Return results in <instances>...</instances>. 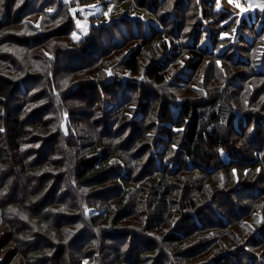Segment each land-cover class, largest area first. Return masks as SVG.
I'll return each mask as SVG.
<instances>
[{
    "label": "trees",
    "instance_id": "1",
    "mask_svg": "<svg viewBox=\"0 0 264 264\" xmlns=\"http://www.w3.org/2000/svg\"><path fill=\"white\" fill-rule=\"evenodd\" d=\"M97 1L76 0L81 5ZM148 1L151 8L161 6L159 0H136L143 8ZM203 5L224 18L212 3L204 0ZM70 6L64 0H0V264H261L264 227L256 211L264 212V117L258 115L264 110L250 114L237 101L233 81L200 98L187 93L178 112L161 92L167 81L164 62L178 61L183 52L191 55L185 61L193 74L203 66L210 73L207 55L233 56L230 64L263 78L256 40L244 37L218 56L202 50L205 40L196 38L174 46L172 56L165 57L169 44L157 40L169 16L161 11L159 17L154 10L158 27L150 24L147 35L141 19L127 13L119 23L92 29L97 33L92 50L105 44L103 56L111 57L112 49H130L118 62L133 76L145 58L148 85L120 89L118 81H103L101 67L88 68L64 86L63 80L81 67L68 64L71 70H61L59 58L84 46L71 38ZM39 14L42 31L35 23ZM263 19L264 14L257 19L263 23L255 29L258 36L264 33ZM243 22L249 31L256 27ZM127 23L138 30L130 45L120 27ZM166 25L164 33L175 34ZM105 32L112 33V43L100 41ZM198 33L205 34L200 28ZM142 36H153L154 42L141 41ZM88 51L86 56H92ZM91 75L98 79L92 81ZM184 78L179 76L176 87ZM141 91L151 104L142 101ZM105 101L117 105L105 113ZM133 104L141 106L140 118L128 115ZM233 169L240 175L237 186ZM214 176L230 181L211 190L207 182ZM202 194L210 202L202 204ZM249 221L260 235L252 231L248 241L235 246L228 229Z\"/></svg>",
    "mask_w": 264,
    "mask_h": 264
},
{
    "label": "rangeland",
    "instance_id": "2",
    "mask_svg": "<svg viewBox=\"0 0 264 264\" xmlns=\"http://www.w3.org/2000/svg\"><path fill=\"white\" fill-rule=\"evenodd\" d=\"M124 1L126 2L119 6H115L114 4L112 9H109L110 7L109 6L104 12L106 14L105 17L107 18L114 17L113 19L116 20L113 21L119 23L122 18L120 20H117L118 17L125 16V14L130 13V17L132 19L135 18L141 19L142 24H144L143 25L144 31L146 32L147 35H149L150 33L149 25L153 24L154 26H157L158 24V22L153 18L151 14L154 12V10H156L155 13L158 16L161 11L164 16H169L164 21V24L159 23L161 25L159 26L160 27L159 29L162 32L159 33V35L161 36H158V40H157L158 42H160L162 39H164L169 44L168 46L170 51L165 54V57L172 56L170 52L173 51L174 46H183L184 44H189V43L192 44L193 40L196 38H198L199 41L205 40L203 46H201V49L204 48V51L207 50L209 53L216 52L218 56H221V54L224 53L227 49H229L230 47H234V45L236 43H239V41L245 40L244 39L245 37L252 41L256 40V44H257L255 48L256 63L259 64L260 61H262L264 58V33L260 36H258L255 33L256 30L261 29L262 24H258L257 19H259V17L260 20L261 18H263L264 11L261 6L264 0H233L232 3H229V0H205V2L207 3H212L214 7L213 9H215L217 13H220L221 16L224 15V18H219V19H217L219 14L217 15L215 13L217 15L216 18L213 15H211L212 13L209 10L205 8V6L203 5L204 0H171V2L168 3L167 5H165V0H159L161 6H157V7L153 6L155 9L151 8L150 6L151 4L149 1L146 3L147 9L145 7L143 8L141 6H138L136 0H124ZM69 3L71 4L70 8L72 13L70 11V14L74 23L73 24L74 29L72 28V32H71V38L76 43H80V44L83 43L84 46L79 50L78 53L76 51H73L71 53H67L65 55L60 56L59 61L61 65L60 68L61 70L63 69L65 71L71 70L70 67H65L68 64H78L75 67H81L80 69H78V71L81 72L73 73L74 75L72 77H69L68 80H63V85L64 86L68 85L72 80L76 79L84 71H87L88 68L100 69L101 67L103 68V71L105 69L106 72V78H104L103 81H107V83L118 81L120 83V89L132 90V88L136 87L137 85L139 86L148 85L147 84L148 82L145 79V75H143L144 73L143 69L145 68V66H147L146 65L147 61L145 60V58L142 59L143 60L142 70H140L139 74L133 76V74H131L130 71L122 68L121 64L118 62V59L122 61V57L125 58L126 56H128V54L131 51L130 49L125 52L112 49L111 50L112 58L110 56H103V48L105 44L104 45L102 44L103 47H101V49L93 51L92 35H95L97 33L95 31L94 32L92 31V27L89 21L90 19L88 17L89 12L84 10L85 7L78 8L77 7L78 5L75 4L76 3L78 4L79 2H76V0H69ZM237 5H239V7H237ZM252 5H255V7H253ZM91 7H93L94 11H97L96 8L98 7L94 5H92ZM224 7L227 9H225ZM246 8L251 9V12L248 13V11L250 10H246ZM49 12L51 14H54V12L56 11L50 9ZM170 16L173 17L174 21H171ZM226 18H228V20L223 22V19ZM25 19H30V18L28 16H25ZM101 19L103 20V18ZM244 20L248 24L251 23L256 24V27H254L252 30L249 31L248 28L245 26V23L243 22ZM41 21H42V15L39 14L38 17H36L35 19V23L39 31H42ZM77 21H79V23H77ZM110 23L111 22H108L106 26H109ZM165 23H167L166 26L167 27L169 26V29H174L175 34L164 33L166 29ZM120 27L124 30L126 35L129 34V37H127L128 38L127 44L130 45L131 43H133L131 37L132 35H137V31H138L136 30L137 29L136 25L135 24L131 25V23H127L124 25H120ZM179 28H183V30L179 31L178 30ZM199 28L201 32L203 31L205 33L203 36H201V34L198 33ZM79 30L82 31V33H79ZM177 30H178V34H177ZM19 33H20L19 35H22L20 31ZM112 33L115 35V39L120 41L122 44L123 39L121 38L120 34L115 29H112ZM112 33L105 32L104 34L100 35L99 36L100 41L105 40L107 44L112 43V37H111ZM23 34H24V39H23L24 42L27 41L26 38L27 33H23ZM74 34H75V38L73 37ZM142 37L143 38L141 39V41L145 39L150 43H153L155 39L153 36H151L150 38H146L144 36ZM173 37H174V44H171L170 40ZM79 38L81 39L79 40ZM55 41L56 40H54V42ZM139 44H140L139 40L135 41L133 47L136 48ZM215 45L216 48H214ZM153 46L154 45H152V47ZM146 49H149V47L147 46ZM88 50H90L92 56H86L87 55L86 53L89 52ZM181 54L183 56H181L178 59V61L175 60L170 62H164L165 64H167L165 66V70L167 71V81L165 86L161 89V92H163L162 95L163 96L167 95L168 97L167 99L171 101L172 108L174 107L175 112L176 111L178 112V110L180 109L182 102L187 97V93L193 98H200V96L202 95L205 96L206 93L212 90L214 87L220 86L222 89L224 85L232 81H233V86L235 87L232 88V90L235 91L237 101L238 102L241 101L240 104L244 105L245 107H248L250 109V114L255 112L257 113L260 109L264 110V90H263L264 77L260 79L253 78V76L247 73L250 71L248 68L244 66L242 68L241 67L237 68V66L230 64L229 61L232 62L233 56L227 57V59L222 60L217 56L210 57L207 55L206 63L204 65L206 64L212 65V70L210 71V73L205 72L206 66H203L197 73L193 74L189 71L190 69H188V63L185 61V57L186 56L191 57V55H189V53L187 52L185 53L183 52ZM16 55L21 56L22 55L21 50H17ZM76 57L80 59L79 62H76V60L71 61L72 59H76ZM237 59H238V55H234V60L236 61ZM243 60L244 62L247 61L245 58ZM86 62L88 63V65H86ZM226 67L230 68V70L234 71L235 73L228 72ZM238 71H243V72H238ZM179 76L185 77L184 78L185 80L181 83L182 85L180 87H176L175 83L178 80ZM88 78H90L92 81L93 80L96 81L98 79V77L94 75ZM188 79H191L190 82H187ZM132 80H137V84H134ZM76 82L77 80H75L74 83ZM71 86H67L65 88L68 89ZM171 95H175L176 99H173ZM141 98L142 101H144V103L146 102H148V104L152 103L151 99L147 98L142 91H141ZM78 103L80 105V102ZM116 105H117L116 101H112V102L105 101L103 103V110L105 113L111 112L113 110L112 108H114ZM81 106L82 105H80V107ZM131 106L132 108H134L133 109L134 111L131 112V110H129L128 115L131 117V119L140 118L142 116L141 108H140L141 106L136 104H133ZM245 107L244 109H246ZM240 115L241 114H239V116ZM258 115L264 117V111L262 113L258 112ZM150 151L152 152V155H155L154 151H157V148L155 147L153 148V151L152 149ZM232 171L234 174V178L236 179L237 182L236 186H237L239 183L240 175L237 169H233ZM220 178L221 177L219 176L211 177V180L207 182V187L212 190L213 184H217V188L221 189L222 187L225 186L227 181H230V179L228 177L226 178L225 176H223V179L226 178L227 180L225 179L222 181L220 180ZM200 197L203 200L202 204L206 202L207 203L210 202L209 200L210 196L206 197L204 194H202ZM256 213L258 214V223L262 227H264V212L258 210L256 211ZM244 224L245 223L241 224V226L239 227H236V225H234L228 229V234L232 238L235 246L236 243L241 242L244 244L246 241H248L247 237L250 238L251 235L253 236L252 231H254L255 236L260 235L258 228L255 227L253 221H249L248 224L246 225ZM174 259H180V258L174 257ZM258 260H259L258 263L264 264V253L260 255V258Z\"/></svg>",
    "mask_w": 264,
    "mask_h": 264
},
{
    "label": "crops",
    "instance_id": "3",
    "mask_svg": "<svg viewBox=\"0 0 264 264\" xmlns=\"http://www.w3.org/2000/svg\"><path fill=\"white\" fill-rule=\"evenodd\" d=\"M64 3L65 4H70L69 2L66 3L65 0H64ZM114 4H115V6H119V4L116 1H114V0H100V1H97V2H92L90 4L81 5L80 3H78L76 5H78L77 6L78 8L79 7H81V8L85 7L84 10H86L87 12H89V16L88 17L90 19L89 20L90 21V25H91V27L93 29L95 27L106 26L108 22H112L113 20H116V19H113L114 17L113 18H111V17H109V18L105 17L106 14L104 13L109 6H110L109 9H112V7L114 6ZM92 5L98 7V8H96L97 11H94L93 10V7H91ZM255 5H252V6H255ZM86 6H89V7H86ZM69 11H71V8L69 9ZM71 13H72V11H71ZM122 17L123 16L118 17L117 20H120ZM101 18H103V20ZM79 33H82V31L79 30ZM73 37H74V35H73ZM81 38H79V40Z\"/></svg>",
    "mask_w": 264,
    "mask_h": 264
},
{
    "label": "snow or ice",
    "instance_id": "4",
    "mask_svg": "<svg viewBox=\"0 0 264 264\" xmlns=\"http://www.w3.org/2000/svg\"><path fill=\"white\" fill-rule=\"evenodd\" d=\"M65 2L67 3V2H69V0H65ZM232 2H233V0H229V3H232ZM237 7H239V5H237ZM261 7H262V9H264V5H262ZM77 23H79V21H77ZM74 38H75V34H74ZM65 83H67V82H65ZM245 174L247 175V173H245Z\"/></svg>",
    "mask_w": 264,
    "mask_h": 264
},
{
    "label": "water",
    "instance_id": "5",
    "mask_svg": "<svg viewBox=\"0 0 264 264\" xmlns=\"http://www.w3.org/2000/svg\"><path fill=\"white\" fill-rule=\"evenodd\" d=\"M262 5H264V2H262ZM225 8V7H224ZM225 9H227V8H225ZM229 10V9H228ZM263 11H264V9H263ZM249 12V11H248ZM264 13V12H263Z\"/></svg>",
    "mask_w": 264,
    "mask_h": 264
},
{
    "label": "flooded vegetation",
    "instance_id": "6",
    "mask_svg": "<svg viewBox=\"0 0 264 264\" xmlns=\"http://www.w3.org/2000/svg\"><path fill=\"white\" fill-rule=\"evenodd\" d=\"M262 22H263V20H262ZM263 24V23H262Z\"/></svg>",
    "mask_w": 264,
    "mask_h": 264
}]
</instances>
